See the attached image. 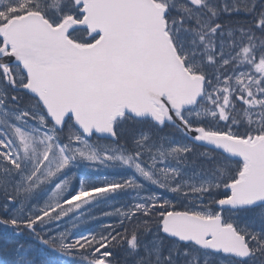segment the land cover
Returning a JSON list of instances; mask_svg holds the SVG:
<instances>
[{"label":"snow or ice","instance_id":"obj_1","mask_svg":"<svg viewBox=\"0 0 264 264\" xmlns=\"http://www.w3.org/2000/svg\"><path fill=\"white\" fill-rule=\"evenodd\" d=\"M0 227V264H264V0H0Z\"/></svg>","mask_w":264,"mask_h":264},{"label":"rangeland","instance_id":"obj_2","mask_svg":"<svg viewBox=\"0 0 264 264\" xmlns=\"http://www.w3.org/2000/svg\"><path fill=\"white\" fill-rule=\"evenodd\" d=\"M100 174H103V172H102V173H100ZM108 206H109V205H108ZM112 218L114 219V218H117V217L113 216ZM94 221H95V220H94Z\"/></svg>","mask_w":264,"mask_h":264}]
</instances>
